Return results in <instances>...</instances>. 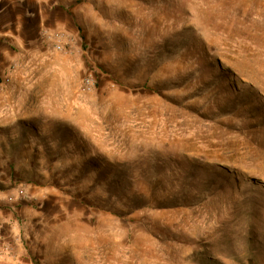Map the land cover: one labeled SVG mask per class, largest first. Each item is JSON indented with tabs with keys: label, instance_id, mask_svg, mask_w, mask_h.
I'll return each mask as SVG.
<instances>
[{
	"label": "rangeland",
	"instance_id": "374dc122",
	"mask_svg": "<svg viewBox=\"0 0 264 264\" xmlns=\"http://www.w3.org/2000/svg\"><path fill=\"white\" fill-rule=\"evenodd\" d=\"M0 264H264V0H0Z\"/></svg>",
	"mask_w": 264,
	"mask_h": 264
},
{
	"label": "bare ground",
	"instance_id": "6f19581e",
	"mask_svg": "<svg viewBox=\"0 0 264 264\" xmlns=\"http://www.w3.org/2000/svg\"><path fill=\"white\" fill-rule=\"evenodd\" d=\"M92 84H90V86H91Z\"/></svg>",
	"mask_w": 264,
	"mask_h": 264
}]
</instances>
